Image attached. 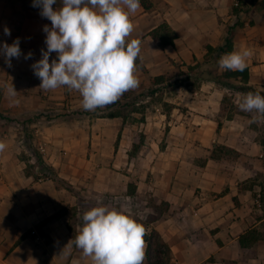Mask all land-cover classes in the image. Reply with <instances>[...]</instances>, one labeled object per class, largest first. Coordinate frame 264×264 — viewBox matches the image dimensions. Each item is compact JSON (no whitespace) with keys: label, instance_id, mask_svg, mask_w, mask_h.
<instances>
[{"label":"crops","instance_id":"1","mask_svg":"<svg viewBox=\"0 0 264 264\" xmlns=\"http://www.w3.org/2000/svg\"><path fill=\"white\" fill-rule=\"evenodd\" d=\"M152 1L131 15L139 86L89 112L77 92L39 88L30 66L46 50L50 21L0 0V44L19 38L23 54L11 68L0 56V264H91L71 241L83 213L100 205L158 233L169 264H264V118L253 122L257 114L238 107L243 92L212 80L153 85L160 76L174 81L204 62L206 47L223 43L235 0ZM239 1L231 52H251L246 86L264 95V0ZM161 27L171 44L161 43ZM134 107L143 113L127 112ZM115 111L122 115L107 117ZM37 158L52 177L39 180Z\"/></svg>","mask_w":264,"mask_h":264},{"label":"clouds","instance_id":"2","mask_svg":"<svg viewBox=\"0 0 264 264\" xmlns=\"http://www.w3.org/2000/svg\"><path fill=\"white\" fill-rule=\"evenodd\" d=\"M32 6L51 24L43 26L46 50L42 48L41 59L30 66L41 81L40 89L65 87L77 92L83 110L95 112L139 86L135 72L141 41L128 38L134 31L131 15L140 9V0H33ZM3 31L11 35L6 26ZM19 45V38L11 45L0 44V56L9 68L12 59L23 55ZM52 53L56 58L50 62ZM250 55L248 50L232 51L217 63L220 69L243 72ZM32 56L29 52L24 59ZM17 94L12 85L7 88L10 98ZM238 107L255 112L253 122L264 118V96L259 93L239 94ZM5 148L0 142V152ZM145 235V226L131 215L100 205L83 213L82 226L71 242L91 264H144Z\"/></svg>","mask_w":264,"mask_h":264},{"label":"trees","instance_id":"3","mask_svg":"<svg viewBox=\"0 0 264 264\" xmlns=\"http://www.w3.org/2000/svg\"><path fill=\"white\" fill-rule=\"evenodd\" d=\"M12 1L19 3L24 10L36 11V12L40 11L39 8H35L32 6L33 0H12ZM140 4L145 11H149L153 7L152 0H140ZM259 5L261 6V3ZM53 7L55 8L56 5H54ZM241 11L242 9L240 8L233 9V14L236 17L235 23L227 28L225 38L220 46L216 48H212L210 46L206 47V56L203 63H197L194 66H189L185 74L179 72L176 75V79L172 82L170 81V79H166L164 76L157 77L154 79L153 85L162 86L164 82H167V85L165 87H170V88H174L178 85L196 87V85L206 80H212L217 83H221L224 87L235 89L238 92H243V93L254 92L250 87L246 86L248 80L247 69H245L243 72H239V71L233 72V71L225 70L218 77L211 76V72L215 71L219 67L217 61L219 60L221 55L225 53H230L232 50V36L234 30L239 26H241L242 24L238 20V14ZM161 28H162L161 43L164 46L167 44H171L172 40L174 39V35L172 33L167 32L169 30L166 27H161ZM221 79H240L241 85L235 87L230 83L223 82ZM157 90L158 88L155 87L147 91L146 93L139 95L137 98H135L133 103H136V101L139 102L140 100H144V98L146 97L153 96V94L157 92ZM260 95L264 96L262 93H260ZM131 111L139 112L141 114L143 113V110L141 108H136V107L132 108L127 112H131ZM121 115L122 112L120 111L107 113L108 118L121 116ZM37 164L42 171L41 173L44 176L52 177L49 168L43 164L41 159L37 158ZM144 240L147 244L146 264H169L170 260L168 258L169 257L168 247L165 243H163L158 233H156L155 231H151L150 233L145 235Z\"/></svg>","mask_w":264,"mask_h":264},{"label":"built area","instance_id":"4","mask_svg":"<svg viewBox=\"0 0 264 264\" xmlns=\"http://www.w3.org/2000/svg\"><path fill=\"white\" fill-rule=\"evenodd\" d=\"M233 8H240V1L239 0H235V2L233 3ZM50 177H48V176H44L43 174L42 175H40V177H39V180L41 181V180H47V179H49Z\"/></svg>","mask_w":264,"mask_h":264},{"label":"rangeland","instance_id":"5","mask_svg":"<svg viewBox=\"0 0 264 264\" xmlns=\"http://www.w3.org/2000/svg\"><path fill=\"white\" fill-rule=\"evenodd\" d=\"M28 164L32 167L35 164V162L34 161H29Z\"/></svg>","mask_w":264,"mask_h":264}]
</instances>
